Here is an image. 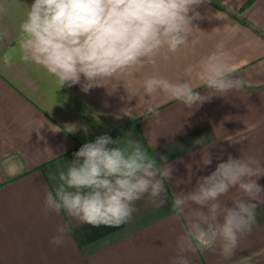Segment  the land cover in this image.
Masks as SVG:
<instances>
[{
    "label": "crops",
    "instance_id": "1",
    "mask_svg": "<svg viewBox=\"0 0 264 264\" xmlns=\"http://www.w3.org/2000/svg\"><path fill=\"white\" fill-rule=\"evenodd\" d=\"M247 1L212 0L210 7L199 9L205 19L197 22L188 45L121 77L134 90L147 74L185 78L198 91L214 95L199 108L187 109L158 94L152 103L164 121L160 126L141 111L123 113L138 99L122 100L123 85L111 95L103 86L89 93L79 85L58 89L56 78L21 59L17 45L19 24L34 0H0V264H170L187 227L185 217L171 210L174 195L191 191L198 176L215 169L218 156H254L264 165V0ZM219 45L230 53L234 76L241 81L224 97L196 79L200 65ZM103 134L118 138L120 146L139 140L157 158L168 155L175 168L174 180L165 181L168 204L156 208L145 195L136 201L132 220L119 227L78 223L64 211L45 214V194L56 187L48 173L66 170L85 142ZM208 152L213 162L200 171ZM13 161L24 165L18 174L6 171ZM258 183L264 186V177ZM240 195L232 188L220 200ZM256 212L252 231L230 259L196 252L189 254L191 264H264V203ZM62 224L66 243L53 247L49 239Z\"/></svg>",
    "mask_w": 264,
    "mask_h": 264
},
{
    "label": "clouds",
    "instance_id": "2",
    "mask_svg": "<svg viewBox=\"0 0 264 264\" xmlns=\"http://www.w3.org/2000/svg\"><path fill=\"white\" fill-rule=\"evenodd\" d=\"M212 0H34L19 24L17 45L21 59L56 78L58 89L79 85L89 93L103 86L109 95L123 85V109L131 116L141 111L163 126L152 100L163 94L187 109H197L214 95L197 90L189 80L147 74L134 90L121 77L138 67L155 64L162 53H176L190 42L197 22L205 19L199 10ZM0 7V11H2ZM199 86L224 97L238 90L232 58L223 45L200 65ZM109 86L110 90H109ZM57 89V90H58ZM143 97V103L139 98ZM53 131H59L54 130ZM75 131V127L71 130ZM199 144V139L196 140ZM69 161L66 170L49 172L56 184L42 202L45 214L66 212L78 223L93 227H119L130 222L136 201L147 195L156 208L168 204L165 181L174 180V165L166 154L150 155L139 140L120 146L118 138L99 135L85 142ZM215 169L197 177L191 191H179L171 199L175 216L183 215L187 227L177 238L170 264H191L189 254L209 252L230 259L240 240L252 231L258 204L264 203V165L254 156H220ZM213 162L211 153L201 161L200 171ZM23 163L8 162L6 171L18 174ZM176 187L180 188L179 179ZM232 188L240 196L221 202ZM66 225H58L49 239L53 247L66 243Z\"/></svg>",
    "mask_w": 264,
    "mask_h": 264
},
{
    "label": "trees",
    "instance_id": "3",
    "mask_svg": "<svg viewBox=\"0 0 264 264\" xmlns=\"http://www.w3.org/2000/svg\"><path fill=\"white\" fill-rule=\"evenodd\" d=\"M250 2H251L250 0H249V1H247V2H246V5H247V4H249Z\"/></svg>",
    "mask_w": 264,
    "mask_h": 264
}]
</instances>
